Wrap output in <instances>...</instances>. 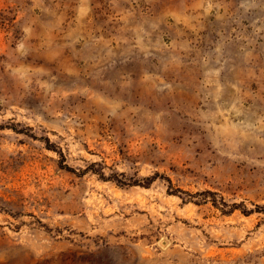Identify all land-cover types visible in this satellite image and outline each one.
I'll return each mask as SVG.
<instances>
[{
  "label": "rangeland",
  "instance_id": "rangeland-1",
  "mask_svg": "<svg viewBox=\"0 0 264 264\" xmlns=\"http://www.w3.org/2000/svg\"><path fill=\"white\" fill-rule=\"evenodd\" d=\"M0 264H264V0H0Z\"/></svg>",
  "mask_w": 264,
  "mask_h": 264
},
{
  "label": "trees",
  "instance_id": "trees-1",
  "mask_svg": "<svg viewBox=\"0 0 264 264\" xmlns=\"http://www.w3.org/2000/svg\"><path fill=\"white\" fill-rule=\"evenodd\" d=\"M92 170V169H91ZM93 173H97L99 175V177L103 180H111L110 178H106L105 175L103 174V172L101 171H98V170H92ZM158 177V174L155 173L153 174L152 176H148V177H145V178H142V180H138V179H135V180H121L119 178H114L113 181H115L118 185H143V186H149L156 178ZM169 183V179H166ZM173 194H177V193H180V194H183L185 195V198H182L184 202H189L191 201V199H194V198H197L199 197L200 199L199 200H195V203L197 204H201V203H205L208 201V197L209 196H212V204L215 206V207H219L218 206V202H217V199L215 198V192H211L209 190H205V191H201V192H196V193H189L187 191H183V190H180V189H176L175 192H172ZM221 208L220 210L222 211L223 214L225 213H228V212H231L233 211L235 208H236V205L235 204H232L230 205V209L228 210H225L224 208L228 206V204H226L225 202H221ZM243 213H249L247 210L243 209L242 210Z\"/></svg>",
  "mask_w": 264,
  "mask_h": 264
}]
</instances>
